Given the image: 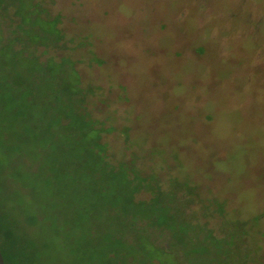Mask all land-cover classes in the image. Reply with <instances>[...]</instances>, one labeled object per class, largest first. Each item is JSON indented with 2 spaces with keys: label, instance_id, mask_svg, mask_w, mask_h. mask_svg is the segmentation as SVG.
<instances>
[{
  "label": "rangeland",
  "instance_id": "374dc122",
  "mask_svg": "<svg viewBox=\"0 0 264 264\" xmlns=\"http://www.w3.org/2000/svg\"><path fill=\"white\" fill-rule=\"evenodd\" d=\"M0 81L6 264H264V0H0Z\"/></svg>",
  "mask_w": 264,
  "mask_h": 264
},
{
  "label": "trees",
  "instance_id": "16d2710c",
  "mask_svg": "<svg viewBox=\"0 0 264 264\" xmlns=\"http://www.w3.org/2000/svg\"><path fill=\"white\" fill-rule=\"evenodd\" d=\"M53 34L54 33H52V31H50V32H48V34H46L45 38H47L48 41L49 40L52 41V40H54V39H51V38L54 37ZM60 39H62L61 33H60ZM45 42H47V41H45ZM44 45H46V43ZM45 47H46V49H48L47 46H45ZM84 49L86 50V53L84 54V57H87L89 55V52H88V50L86 48H84ZM68 55L69 54L64 55V56H68ZM64 56H59V55L52 54V55H48L45 59H41V54H40V56L36 55L34 59H35V63H36L35 65H37L38 67L35 68V71H44L42 67H45L47 69V71H44V72H46L48 74V76H50V78H57L59 76H62V78H64V76L66 77L67 75L65 73H67V71H66L67 69H66V66H64V64H65L64 63L65 62L64 59H66V57H64ZM69 56L73 57L71 54ZM62 58H64V59H62ZM77 67H78V63H77ZM67 79H68V77H67ZM80 79L82 81V89L85 87V85H86V87L87 86H89V87L92 86L94 89H95L96 86H98L100 88L103 87L102 85L100 86V85H97V84H94V83L85 84L82 76L80 77ZM59 84H60V86L62 85L63 89H65V85L67 84V81H62V83H59ZM1 89H3V92L1 93L0 98L3 101V104H5V102H6V104H8V102L12 100V96H13L11 90L9 89L8 82L0 81V90ZM72 92L74 94L78 93L77 90L72 91ZM81 93H82V91H81ZM84 100H85V102H87L88 105H90L89 101H87L88 99L86 97L84 98ZM3 130H5V129H3ZM9 131L11 132V128H9ZM5 136H6V134H5ZM6 139H7V137L5 138V140ZM100 139H101V133L97 132L96 140H97L98 144H99V140ZM2 149H3V152H4V150H5V146L4 145H3ZM11 159H12V157H10V160ZM13 163H14V165L17 164V162L15 163L14 161H13ZM21 163H22V166L20 167V171L22 172V171H24V169H23L24 165H23L22 160H21ZM21 172H20V175L23 178H27L28 177L27 174H24V173H21ZM26 184H28L27 181H26ZM136 193L137 192H134L133 194L136 196ZM51 202L52 201L48 202L49 206L52 205ZM129 202L130 203L132 202L134 206H138V205L142 204L140 207H137V208H139L140 211H143L145 214L149 215L150 217H152L155 220L158 219V217H159L158 213H159V209H160L159 206L153 205L152 208H148L145 205V204H147L146 202L145 203L143 201H142V203L141 202H136L135 200H133L132 196L129 199ZM73 206L76 207L75 206V202L73 201V199H69V207L73 209ZM51 214H53V216H54V219H53L54 222H57V219L60 220V215L62 214V211L56 210V212L53 211ZM114 216H115V214H114ZM123 216H124L123 214H117L115 216V223H114L115 226L114 227H113V225L105 226V227H107V230H105V227L104 228H100L99 227V229H103L102 233L107 237L106 239H109V240H107V242H109L111 240V243H112L111 244L112 245V249L108 250V252H107L108 254L107 255H110L113 258L123 259V262L121 261L118 264H124L127 260L130 263V258H128V253L126 252V247H127V250H128L129 249L128 246H132L133 244H135V246H136L144 238V235L141 232L137 233L136 237L127 236L126 230L122 228V225L124 224ZM160 220H161V217H160ZM127 226H128V228L130 230L133 229V226H132L131 223H127ZM113 247H115V248L113 249ZM71 262H73V261L71 260Z\"/></svg>",
  "mask_w": 264,
  "mask_h": 264
},
{
  "label": "water",
  "instance_id": "95a60500",
  "mask_svg": "<svg viewBox=\"0 0 264 264\" xmlns=\"http://www.w3.org/2000/svg\"><path fill=\"white\" fill-rule=\"evenodd\" d=\"M0 264H6L1 247H0Z\"/></svg>",
  "mask_w": 264,
  "mask_h": 264
}]
</instances>
